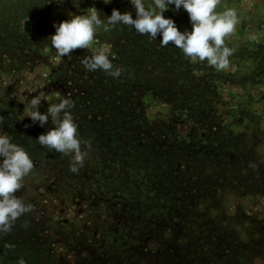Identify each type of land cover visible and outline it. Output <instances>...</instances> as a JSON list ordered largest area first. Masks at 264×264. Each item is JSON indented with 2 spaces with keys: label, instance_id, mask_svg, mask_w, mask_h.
<instances>
[{
  "label": "rangeland",
  "instance_id": "obj_1",
  "mask_svg": "<svg viewBox=\"0 0 264 264\" xmlns=\"http://www.w3.org/2000/svg\"><path fill=\"white\" fill-rule=\"evenodd\" d=\"M48 1L54 3L56 10L42 17L46 21L45 34L34 31L37 21L30 20L23 24L24 35L18 37L16 47L3 38L0 50V134L11 135L13 129H17L15 144L23 148L30 145L27 136L24 137L28 133L24 129L26 125L30 130L36 126L44 134L53 127L50 118L42 128L38 122L32 124L30 118L24 117L27 114L26 98L30 100L41 91L49 97L48 101L41 102L39 111L42 114L47 112L48 103H58L61 98L71 99L73 107H82L80 101L75 102L83 99L87 102L85 110H88L80 115L83 121L103 122L106 116L100 108L110 106L120 111L124 109L125 123L134 122L137 127L124 132L120 129L123 134L118 132L116 136L119 146L108 147L105 154H94L99 145L93 142L82 143V151L92 159L85 162L77 173L70 171L73 157L62 154L57 163L65 167L63 177L58 175L61 173L58 167L47 169L46 156L31 153L34 168L24 178L28 183L23 184L21 190L28 197L34 193L39 197L33 201V215L41 219L54 217L57 223L70 224V231L75 236L85 234L76 222L88 224L95 243L103 239V230L115 231L120 225H158L167 229L189 227L197 229L201 235H211L214 244L223 239L231 248L241 249L238 263L226 259L229 264H264V0H219L215 12L231 9L238 19L234 31L225 37V45L233 50L227 68L217 70L206 61H191L171 42L162 47V37L158 34L156 40L150 36L144 39L141 46L142 52L151 49L157 58L147 63L151 75L143 79L137 75L111 77L101 94L100 80L94 79V72L86 73L81 61L97 48L107 47L114 68L122 71L123 66L116 57L121 48L117 39L124 41L130 32L125 30L118 38L96 30L94 42L88 49H75L61 59L51 46L50 37L55 34L53 24L66 21L73 15H84L91 8H95L99 16L103 14V21L113 9L121 14L131 12L135 19L134 7L129 0ZM144 2L152 5V0ZM66 12L72 14L66 15ZM163 15L165 18L167 15L176 17L175 23L181 32L191 31L189 16L183 9L175 11L174 6H169ZM174 56L181 57L182 61L176 62L172 59ZM64 66L65 77H54ZM117 82L123 88H130L126 103L117 93L119 88L112 87ZM158 82L162 85L159 86ZM92 96L101 102L92 105ZM73 107L71 114L77 124ZM6 119L10 124L4 123ZM100 126L88 133L104 136L106 126ZM39 135L41 133L36 137ZM100 137H96L95 142ZM37 138H31V143ZM79 138L81 142L84 139L81 135ZM244 144L255 149L250 159L241 150ZM152 156H163L164 165H151ZM108 161H112L110 172L105 171ZM146 162L148 165L145 166ZM243 163L244 167L240 166ZM120 166L123 169L119 171ZM129 169L138 172V176L148 170L144 177L148 175L149 180H157L161 193L173 195L172 189L181 193V199H174V211L182 218L174 223L128 219L124 215L128 209L139 211L141 207L134 201H127L133 199L129 198V193L113 186L115 176L119 177ZM175 174L180 177L174 178ZM185 179L191 180L186 183ZM190 185L193 190L187 187ZM103 186L108 191H104ZM97 191H102L108 198L97 199L94 196ZM91 199L95 202L91 203ZM121 199L127 202L120 204ZM100 204L103 206L99 207ZM195 215L197 218L193 217ZM148 242L152 251H159L156 240ZM174 246L177 245L172 242L166 250ZM227 250L228 247L224 248L225 252ZM68 255L72 261L76 257L74 252ZM214 264L226 263L220 258L214 260Z\"/></svg>",
  "mask_w": 264,
  "mask_h": 264
},
{
  "label": "trees",
  "instance_id": "obj_2",
  "mask_svg": "<svg viewBox=\"0 0 264 264\" xmlns=\"http://www.w3.org/2000/svg\"><path fill=\"white\" fill-rule=\"evenodd\" d=\"M64 1L65 0H62V2ZM63 6L66 8V4H63ZM145 6L147 7L148 5ZM112 7H114V5L111 6V9ZM54 10H56L54 3L48 0H0V50L2 44H4L3 38H6L5 40H7V43L16 47V40L18 41V37L21 38L24 35L22 34L23 24L30 20L37 21V26H35L36 28L34 27V31L45 34L43 31L47 30L45 28L46 21H44L42 17L46 14L49 15ZM36 12H38V14ZM69 14H72V12H66V15ZM102 15L101 13V18ZM167 17L174 21L177 19L174 16L170 17V15H167ZM97 30L104 31L108 33V35H115L118 38L121 32L125 30L130 32L124 41L117 39L121 45L120 51H118V55H116L123 66L120 74L121 77L137 75L143 79L151 75L152 71L147 70V63L152 59L157 60V58L153 50L150 49L147 52H142L141 50L144 39L149 38V35L140 34V36H136L135 33L137 32L132 29L131 26L122 24H118L108 31L104 30V25L102 24ZM137 41V47H135ZM24 47H26V41ZM144 55H147L145 59L142 58ZM172 59L176 62L182 61L181 57L177 56L172 57ZM161 62L163 61L161 60ZM64 68L65 66L54 77H59V75L65 77ZM78 69L79 68L76 70ZM85 72H94L92 74L94 79L100 80L101 94L103 88L107 85V80L109 81L111 76L107 75L102 70H85ZM125 84L129 86L128 83ZM158 85L161 86L162 82H158ZM112 87L119 88L117 93L124 98L123 101L126 103L130 88L121 87L120 82L115 83ZM107 94H109L108 91ZM90 99L94 100L90 102L92 105L101 102V99H98L96 96H92ZM81 100L83 99H78L75 103L78 104L80 101L79 105H82V107H78L77 105L73 107L77 125L81 126L78 130V134L84 138L82 139V143L93 142L99 145V147L95 145L96 148H99V151H94V154L97 152L105 154L108 152V147H118L119 141L116 138L118 132L123 134L125 130L132 131V129H136L137 124H134V122L125 123V117L122 112L124 109L120 111L110 106L100 108V111L105 112L106 116L103 122H96L92 119L83 121L80 115L88 110H85L87 106L86 100ZM4 123L10 124L7 119L4 120ZM101 124L106 126L104 136L100 137L99 134L88 133L92 131L90 130L92 128H100ZM24 129L28 131V133L24 134V137L27 136L30 145L26 144L23 149L29 155L32 153L37 156H46L49 166L46 168L52 170V168L58 167L61 172L58 175L62 177L65 176V174H63L66 171L64 165L61 166L57 163V160L61 159L63 153L50 150L40 145L38 141L31 143V138L36 139L39 133L44 134L43 131H40L36 126H34L33 130H30V127ZM120 129H122L123 132L120 131ZM17 132L18 130L14 128L11 135H9L13 143H15V138H17ZM3 134L6 133L4 132ZM96 137L100 138L95 142ZM241 150L249 159L252 158L254 155L253 153H255L254 147L248 146V144L242 145ZM91 159L89 155L85 156L84 163L89 162ZM149 161L153 166H161L164 165L165 162L163 156H152ZM146 165H148V162L145 163V166ZM240 166L244 167V163ZM105 167L108 168L105 171L110 172L109 168H112V161H108ZM118 168L119 171L123 169L121 166ZM137 173L138 172H131L129 169L121 173L119 177L115 176L117 178L115 179L116 181L113 188L129 193V198L132 197L133 199L130 198L127 201H134L135 204L137 203L138 207H141L139 211H131L128 209V213L124 215H126L128 219L137 218L139 220H153L158 222L165 220L171 223L178 222L182 217L174 211V199H181L182 194L174 192L173 189V195L170 193H166L167 195L161 193L158 188L157 180H149L148 175L144 177V174L149 173L148 170L139 176ZM175 175L174 178L180 177L178 174ZM189 180L191 179H185V182L188 183ZM27 183L28 181H23L24 185ZM175 183L176 181H174V184ZM139 186H141V189L138 190ZM187 187L193 190V186L190 185ZM102 189L108 191L104 186ZM16 195L22 197L26 204H31L32 211L18 218L9 232L0 233V264H18V261L21 259L24 261V264H214V260L220 258L224 259L226 264H229L230 262L238 263L242 255L241 249H237V247L231 248L229 244H227V241L221 239L224 241L222 244H219L221 240L214 244L215 240L212 239L211 235H201L197 229L189 227L167 229L158 225L142 227H138L137 225L131 227V224H126L125 226L120 225L115 231L106 232L103 230V239L95 243L92 230L87 227L88 224H79L76 222V225L78 224L85 234L79 233L75 236L70 231V224L57 223L54 217L51 219H41L33 215L35 209L33 201L39 199L37 194L34 193L33 196L28 197L20 190ZM94 196L99 200L108 198L102 191H97ZM127 201L121 199L120 204H125ZM90 202L94 203L95 201L91 199ZM101 206L103 205L100 204L99 207ZM119 213L120 212H118V214ZM193 217L197 218V215ZM88 234H90L89 237ZM151 239L158 242V252L151 250L148 242ZM177 239L179 240L176 241ZM172 242L176 243L177 246H174L170 250H166V247ZM227 247L228 250L225 252L224 248ZM70 252L76 253V257L73 261L68 255ZM226 259L230 260V262H226Z\"/></svg>",
  "mask_w": 264,
  "mask_h": 264
},
{
  "label": "clouds",
  "instance_id": "obj_3",
  "mask_svg": "<svg viewBox=\"0 0 264 264\" xmlns=\"http://www.w3.org/2000/svg\"><path fill=\"white\" fill-rule=\"evenodd\" d=\"M129 2L135 9V19L131 12L121 14L113 9L107 20L103 21L98 11L91 8L84 15H73L59 24L54 23L55 34L50 38L57 56L62 59L75 49H88L94 42L97 28L102 24L105 31L122 24L155 40L159 34L162 47L171 42L191 61H206L217 70L228 67L233 50L225 45V37L234 31L238 19L231 9L223 13L215 12L219 0H152V5L147 8L144 0ZM169 6H174L175 11L183 9L187 12L191 31L186 29L181 32L173 19L164 17ZM81 63L87 71L102 70L113 78L121 74L119 68H114L107 47L97 48ZM48 99L44 91L30 100L26 98L27 114L24 117L30 118L32 124L38 122L42 128L51 119L53 127L46 134L39 135L36 141L50 150L71 155L70 171L77 173L87 153L82 151L78 125L71 114L73 102L64 97L58 103H48L47 112L42 114L39 111L41 102ZM33 168L29 154L13 143L9 135L0 134V233L9 232L18 218L32 211V205L26 204L16 193L24 187V178ZM18 264H24V261L21 259Z\"/></svg>",
  "mask_w": 264,
  "mask_h": 264
}]
</instances>
